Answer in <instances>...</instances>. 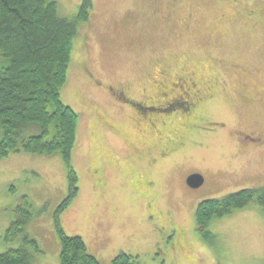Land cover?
I'll return each mask as SVG.
<instances>
[{"label": "rangeland", "instance_id": "rangeland-1", "mask_svg": "<svg viewBox=\"0 0 264 264\" xmlns=\"http://www.w3.org/2000/svg\"><path fill=\"white\" fill-rule=\"evenodd\" d=\"M81 1L57 0L59 13L74 15ZM160 64L193 77L204 97L193 113L165 114L155 134L136 129L98 84L154 95L146 80ZM60 99L79 119L70 159L78 191L59 215L66 235L80 236L102 264L119 252L137 264H264L258 206L210 219L209 237L195 219L202 200L264 184V0H92ZM187 173L202 185L189 187ZM67 193L59 151L1 157L0 252L23 244L6 230L26 196L32 215L23 233L38 248L26 245L31 264H60L54 215Z\"/></svg>", "mask_w": 264, "mask_h": 264}, {"label": "trees", "instance_id": "trees-1", "mask_svg": "<svg viewBox=\"0 0 264 264\" xmlns=\"http://www.w3.org/2000/svg\"><path fill=\"white\" fill-rule=\"evenodd\" d=\"M91 10L92 0H82L70 17L59 13L57 0H0V158L20 151L60 152L68 179L67 196L54 215L60 264H102L80 236L65 234L59 220L78 191L70 159L79 120L78 114L61 101L60 90L66 81L78 25L88 20ZM33 124L37 129L28 133ZM249 204L258 206L264 217V184L202 200L195 211L197 231L209 237L210 219ZM13 208L15 217L6 237L21 235L23 244L0 252V264H31L33 255L26 245L38 250L37 243L23 233L32 215L31 205L22 196ZM136 258L119 252L109 264H137Z\"/></svg>", "mask_w": 264, "mask_h": 264}, {"label": "flooded vegetation", "instance_id": "flooded-vegetation-1", "mask_svg": "<svg viewBox=\"0 0 264 264\" xmlns=\"http://www.w3.org/2000/svg\"><path fill=\"white\" fill-rule=\"evenodd\" d=\"M168 2L174 5L177 0H168ZM155 7H157V5H155ZM157 11H161V9L159 8ZM163 18L164 20H171L170 15L167 13ZM166 66L160 64L154 76L146 80L147 88H149L150 91L154 90V95L142 94L139 97H133L129 94V89L123 82L118 86L102 83L98 84L99 82L97 84L101 87L104 86L103 88L111 95V98L121 104V110L129 116L128 118L132 120L136 129L140 130L145 127V129L150 130V132L152 131L157 134L158 127L165 124L163 120L165 114L182 113L186 116L193 113L196 111L197 106L203 101L204 97L203 89L199 86L197 80L183 73L176 74V76L171 75ZM87 73L88 76L95 81L93 75L89 72ZM240 96L243 97L242 95ZM243 137L246 138L245 140H248L247 142L253 144H259L261 142L259 136L254 137L250 134H246ZM190 174L192 173H187L184 176L185 183L187 176Z\"/></svg>", "mask_w": 264, "mask_h": 264}, {"label": "water", "instance_id": "water-1", "mask_svg": "<svg viewBox=\"0 0 264 264\" xmlns=\"http://www.w3.org/2000/svg\"><path fill=\"white\" fill-rule=\"evenodd\" d=\"M186 183L192 188L199 187L203 183V177L200 174L192 173L187 176Z\"/></svg>", "mask_w": 264, "mask_h": 264}]
</instances>
